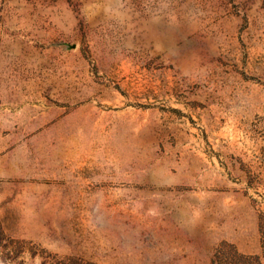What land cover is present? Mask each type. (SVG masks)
I'll use <instances>...</instances> for the list:
<instances>
[{"label":"rangeland","instance_id":"374dc122","mask_svg":"<svg viewBox=\"0 0 264 264\" xmlns=\"http://www.w3.org/2000/svg\"><path fill=\"white\" fill-rule=\"evenodd\" d=\"M0 264H264V0H0Z\"/></svg>","mask_w":264,"mask_h":264}]
</instances>
